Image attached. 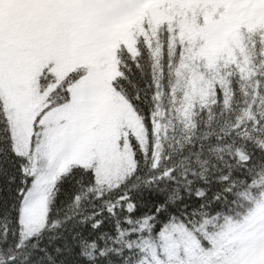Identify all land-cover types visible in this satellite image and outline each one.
I'll return each instance as SVG.
<instances>
[{
    "label": "snow or ice",
    "instance_id": "snow-or-ice-1",
    "mask_svg": "<svg viewBox=\"0 0 264 264\" xmlns=\"http://www.w3.org/2000/svg\"><path fill=\"white\" fill-rule=\"evenodd\" d=\"M0 264H264V0H0Z\"/></svg>",
    "mask_w": 264,
    "mask_h": 264
}]
</instances>
